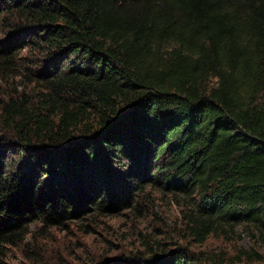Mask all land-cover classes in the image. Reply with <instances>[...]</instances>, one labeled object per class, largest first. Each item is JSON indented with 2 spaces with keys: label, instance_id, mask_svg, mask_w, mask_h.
Masks as SVG:
<instances>
[{
  "label": "trees",
  "instance_id": "trees-1",
  "mask_svg": "<svg viewBox=\"0 0 264 264\" xmlns=\"http://www.w3.org/2000/svg\"><path fill=\"white\" fill-rule=\"evenodd\" d=\"M0 259L32 224L183 197L200 243L264 233V0H0ZM28 77L27 74L24 75ZM176 250L147 264H264Z\"/></svg>",
  "mask_w": 264,
  "mask_h": 264
},
{
  "label": "rangeland",
  "instance_id": "rangeland-1",
  "mask_svg": "<svg viewBox=\"0 0 264 264\" xmlns=\"http://www.w3.org/2000/svg\"><path fill=\"white\" fill-rule=\"evenodd\" d=\"M36 70L0 78V106L22 94L33 99L39 90L31 76ZM149 194L120 212L89 214L64 225L32 224L22 241L5 247L0 264H147L153 255L176 250L229 260L244 252L264 258V233L256 228L217 230L200 243L183 197L151 189Z\"/></svg>",
  "mask_w": 264,
  "mask_h": 264
}]
</instances>
